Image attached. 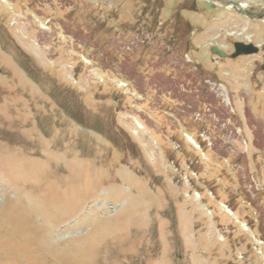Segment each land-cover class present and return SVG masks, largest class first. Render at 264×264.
<instances>
[{
	"label": "rangeland",
	"instance_id": "374dc122",
	"mask_svg": "<svg viewBox=\"0 0 264 264\" xmlns=\"http://www.w3.org/2000/svg\"><path fill=\"white\" fill-rule=\"evenodd\" d=\"M260 6L0 0V264H264Z\"/></svg>",
	"mask_w": 264,
	"mask_h": 264
},
{
	"label": "water",
	"instance_id": "95a60500",
	"mask_svg": "<svg viewBox=\"0 0 264 264\" xmlns=\"http://www.w3.org/2000/svg\"><path fill=\"white\" fill-rule=\"evenodd\" d=\"M234 52L230 55V58L234 59L241 55H251L258 52V49L252 44H244V43H234L233 44ZM211 53L218 55L219 57H226V54L222 51L212 48Z\"/></svg>",
	"mask_w": 264,
	"mask_h": 264
},
{
	"label": "flooded vegetation",
	"instance_id": "af4514ba",
	"mask_svg": "<svg viewBox=\"0 0 264 264\" xmlns=\"http://www.w3.org/2000/svg\"><path fill=\"white\" fill-rule=\"evenodd\" d=\"M261 1V3H262V6H260V9L258 10V11H256V12H248V17H249V19H252V20H255V19H257V17H262V16H264V0H260ZM259 5H261L260 3H259Z\"/></svg>",
	"mask_w": 264,
	"mask_h": 264
}]
</instances>
